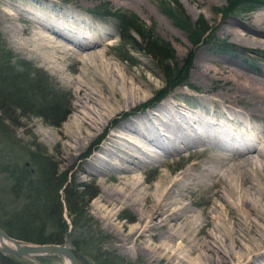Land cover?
Masks as SVG:
<instances>
[{
  "label": "bare ground",
  "instance_id": "6f19581e",
  "mask_svg": "<svg viewBox=\"0 0 264 264\" xmlns=\"http://www.w3.org/2000/svg\"><path fill=\"white\" fill-rule=\"evenodd\" d=\"M21 12L18 11L25 18ZM37 17L36 26L27 24V28L36 35L32 39L36 52H40L37 42L50 41L47 32L54 31L77 49L68 54L69 51L59 47L61 43L50 46L53 52L61 50L60 55H54L52 51L51 54H44L45 59L49 58L57 70L60 69L56 64L59 59L71 58L72 63L77 64L84 57L99 59L102 56L99 49L91 47L98 43V37L95 39L89 36L88 26L84 27L88 33L82 35L75 31L68 32L70 29L60 26L58 22H50L52 20L49 18L48 21L46 16ZM252 21L253 26H244L248 30L243 35L264 43V14H258ZM224 23L225 28L221 26L223 33L227 31L233 34L237 31L234 28L237 23L234 21ZM90 28H95L94 32L98 36L107 34L100 27ZM195 60L194 77L201 75L204 78L203 75L210 73L213 78L218 73L220 76L217 78L224 82L233 80L232 84L224 87L225 90L206 92L209 93V101L215 106V101H219L224 107L210 114L213 117L211 122L208 117H204L206 110L202 111V118L187 119L164 102L155 110L123 119L115 132L110 134V142L100 147L99 153L87 163L79 164L75 175L79 178L84 173L96 176L102 182L106 179L113 182V186L99 196L96 210L104 212L100 217L108 224L121 251L141 252L149 261L164 264H264V135L256 124L246 126L240 123L241 115L250 119L255 115V110L264 107V71H259V76L255 77L240 69L242 66L236 60L230 64L219 61L214 70L206 65L208 59L205 55L196 53ZM98 63L101 74L97 75L95 87L88 88L81 82L70 88V108L77 113L72 121L79 132L74 135L66 129L56 131L53 141L60 150L63 163H72L82 152L85 142L101 125L97 115L102 110L108 116L118 105L112 101L124 99L127 95L131 97L136 92L133 82L124 73L108 69L103 60ZM236 105L238 110L235 109ZM160 113L164 114L163 120ZM228 118L235 120V134L230 133L226 127L228 125H225ZM129 137L135 139L130 141ZM120 140L130 141L137 150L147 152L148 163L151 164L159 162V155L148 152L149 148L145 147L147 141L159 146L168 156L180 155L181 150H186L189 155L206 152V156L200 161H193L174 177L167 176L161 170L156 176V183L144 186L141 181L134 179L133 174L145 163L138 158V164L129 166V158L133 159L132 151L123 149ZM65 141L69 143L65 144ZM211 143H214L216 150L208 147L207 144ZM134 157L137 159L138 156ZM127 205L137 211L134 223L127 226L112 222L117 218V212H113L115 206L120 209ZM64 264H68L66 259Z\"/></svg>",
  "mask_w": 264,
  "mask_h": 264
},
{
  "label": "rangeland",
  "instance_id": "374dc122",
  "mask_svg": "<svg viewBox=\"0 0 264 264\" xmlns=\"http://www.w3.org/2000/svg\"><path fill=\"white\" fill-rule=\"evenodd\" d=\"M166 2H170L171 5L168 3L162 4L160 3V0H0V39L3 42V47L9 50L12 54L10 63L14 64L15 67L18 63H24V65H26L31 71L37 69L43 72V75H39L41 77L39 78L38 83L45 87L46 93L50 95V98L55 94V96L63 102L65 109V115L57 125H51L46 120L31 113H26L19 117H16L17 113H15L16 116H14V121L16 124L11 125L9 122L5 123L8 125V132L10 131L12 140H15L17 146L22 150H24L23 148L36 150V146L37 150L43 153L51 166L54 169L56 168L58 174L64 172L67 175L68 181H72L74 185L85 184L90 187V190H93V188L96 190L95 196L86 201L85 206H83L84 210H80L83 211L84 215L88 216L92 221V223L89 224L88 233L90 234L89 236L95 240V244L93 247H88L87 249L91 255L89 256L85 251L81 253L80 251L75 250L66 240L67 244L72 249L82 255L83 260H81L80 264H100V262H97L91 257L93 256L92 253H95L94 250L96 249L97 251L98 248H100L107 257L116 255L133 264L164 263L149 261L145 254L141 252H124L119 249L118 242L115 241L111 229L106 221L100 217L104 212L99 213L96 210V202L99 200V196L106 193V189L112 187L113 182L109 179L102 182L96 176L84 173L80 174L82 177L78 178L75 175L78 165L87 163L90 158L99 153L100 147L106 146L110 142V134L115 132L123 119L127 117L132 118L134 115H142L148 110H155L156 107L164 102L170 104L175 109L174 112L179 111L184 114L185 116L182 118L187 117V119H196V117L202 118V111L206 110L207 112L204 117H208L211 122L213 117L210 114L216 113L217 110L223 109L224 107L219 101H215V103L217 102V106H215L213 102L208 100L207 94L209 93L206 92L225 90L224 87L233 82H231L232 79L224 82L221 78H217L220 76L218 73L215 74V77L213 78L210 77V73L206 76L203 75L204 78H202L201 75L194 77V70L196 69V64H194V61H196V53L206 56L208 61L205 63L212 70L218 67L217 62L219 61L222 62L223 60L224 63L230 64L232 61L236 60L242 66L239 68L245 72L247 71L246 73L250 72L249 74L251 76L256 75L255 77H257L259 76V71H264V43L253 41L250 37L243 35V33L248 30L247 28H244V26L246 27L247 24L253 26L254 21H252V19L258 14H264L261 13L264 12V0H254L250 7L244 4H239L237 7L231 9L229 14L224 16L222 15V12L227 4L226 0H166ZM167 4L170 6H176L178 10L183 12L184 17L190 23L194 22L199 17H202L207 25L212 26L213 31L211 32V36H209V39H211L209 43L201 42L193 49L192 44L189 42L187 32L178 27L174 21L166 15L164 7ZM21 8H23V10H21ZM18 11H22L21 13L25 18L22 17ZM91 11L98 13L126 12L129 15H134L143 26L152 32L154 36L166 42L167 45L172 48L174 60L178 65L183 63L186 64L188 53L192 50L191 60L189 59L190 66L185 83L168 91L161 101L147 105V102L154 93L164 85L160 70L154 64L152 59L143 52L129 50L126 46L122 45L116 29L117 19L115 17L112 15H95L91 13ZM37 16H46L47 20L48 18L52 20L48 21L58 22L57 24L60 26H65L70 29L67 30L68 32L75 31L82 35L85 32L88 33V29L84 31V27L88 26L90 30L89 36H92L91 38L98 37L97 39L95 38L98 40V43L91 47L96 50L99 49L98 52L103 57L101 56L99 59H85L84 57L83 59H80L77 64L72 63L71 58L65 60L59 59V62L56 64L60 69L57 70L56 66L52 65L48 60L49 58L45 59L44 57V54H51L50 52L54 51L50 46H58L59 43H61L59 47L69 51L67 52L68 54L71 52L74 53V50L77 49L71 42L63 39L57 32L55 34L54 31L47 32L48 39H51L52 41L40 40L37 42L41 53L38 50L39 53L36 52V47L34 43L32 44V39L34 40L36 35H33V32L29 30L30 28H27V24H29V26H36L37 19L39 18ZM25 20L28 21V23ZM225 21H234L237 23L234 24V28L237 31H234L233 34L227 31L226 33H223L222 28H225ZM90 27H100L103 31H107V34H105V36H98L94 32L95 28ZM17 31L20 32L18 33ZM262 39L264 40V37H262ZM96 40H92V42ZM220 44H229L231 46H227L228 49L225 50ZM91 47L89 46V48ZM60 51L58 53L53 52L52 54L60 55ZM36 53L38 55H36ZM89 59L90 61L88 62L87 60ZM106 59L107 63L105 62ZM100 60H103L104 63H106L108 69H115L124 73L130 81L133 82L132 84L136 88V92H134V95L131 97L130 95H127L124 99H117L115 102L112 101V103H118V105L114 110L112 109L109 114L106 113L108 116H105V111L102 110L100 114L97 115V121L101 123V125H99L100 127H98L96 132L91 135L89 140L85 142L82 152L75 157L72 163H63L60 159V150L53 141L56 131L66 129L69 133H73L74 135H77L79 132L75 123L72 121L77 113L73 112L70 108V88L76 87V85L78 86L81 82L82 85L88 88L95 87V80L101 74V69L99 68L98 63ZM19 68L21 67L17 65V69ZM108 104H111V102ZM238 106L240 107L241 104L239 103ZM238 106H235L236 110L239 109ZM95 108L97 109V106H95ZM129 110L131 111L128 113L125 112ZM122 112H125L123 116L121 115ZM253 113L255 115L251 116L250 119L245 115H241L240 123H244L246 126H254L256 124L255 126L259 127L262 135H264V129H262L264 128V107L255 110ZM227 115L228 114H226V116ZM159 116L162 117L161 119L163 120L164 114L160 113ZM226 116L225 120L227 119ZM233 121L235 120L228 118L225 125H228L226 127L230 133L235 134ZM156 125L159 126L160 124L156 123ZM129 139L132 141L135 138L129 137ZM130 141L120 140V143L123 149L132 151L131 156L133 159L131 157L129 158V166L138 164V158L145 163L144 166H141L136 170L137 173L134 172L133 174V177L135 176L134 179L139 182L141 181L144 186H146V184L149 185L156 183V176L161 170L164 171L167 176L174 177L178 172L194 163L195 160L200 161L206 156V152L189 155L186 150H181L180 155L168 156L163 153L159 146H155L147 141L145 147L149 148L148 152L159 155V160H157L159 162L151 164L148 163V153L137 150L136 146ZM66 143L69 142L65 141V144ZM148 144H151V146L148 147ZM207 145L210 149L214 148L213 150H216L214 143ZM179 146H181V144H179ZM118 153L122 155L121 152L118 151ZM133 154L136 155V157L138 156L137 159H135ZM25 164L27 165L28 162H25ZM127 206L120 209L115 206L113 209L114 211H112L114 213L117 212V218L112 220V222H115L116 224L123 223L127 226L134 223L137 211L133 206ZM118 215L121 216L118 217ZM70 218L71 216L66 213L65 209H63L62 219L64 222L69 224ZM69 227L70 225H68V228ZM15 259L21 264H34L27 258L18 257ZM37 259L41 264H64V259L55 255H44L37 257Z\"/></svg>",
  "mask_w": 264,
  "mask_h": 264
},
{
  "label": "trees",
  "instance_id": "16d2710c",
  "mask_svg": "<svg viewBox=\"0 0 264 264\" xmlns=\"http://www.w3.org/2000/svg\"><path fill=\"white\" fill-rule=\"evenodd\" d=\"M253 1L226 0L222 15L229 14L239 4L250 7ZM160 3L171 5L166 0H160ZM168 4L164 7L166 15L187 32L193 49L201 42L209 43L212 26L207 25L202 17L190 23L183 12ZM91 13L115 17L122 45L129 50L143 52L160 70L164 85L147 105L159 102L168 91L185 83L192 50L188 53L186 64L178 65L172 48L154 36L134 15L126 12ZM2 43L0 39V228L8 236L28 243L61 244L67 240L75 250L85 251L90 256L87 249L95 244L88 233L92 221L80 210H84L83 206L95 196L96 190H90L85 184L74 185L64 172L58 174L36 146V150H22L12 140L5 124H16L15 113L16 117L31 113L51 125H57L65 115L63 102L55 94L50 98L45 87L38 83L43 72L37 69L31 71L24 63L17 64L21 67L19 69L11 64L12 54ZM220 45L225 50L231 46ZM63 209L71 216L69 224L62 219ZM94 252L91 257L100 264H133L116 255L107 257L100 248ZM0 264L21 263L14 257L0 254Z\"/></svg>",
  "mask_w": 264,
  "mask_h": 264
},
{
  "label": "water",
  "instance_id": "95a60500",
  "mask_svg": "<svg viewBox=\"0 0 264 264\" xmlns=\"http://www.w3.org/2000/svg\"><path fill=\"white\" fill-rule=\"evenodd\" d=\"M0 254L3 256L23 257L34 264H41L37 257L44 255L60 256L68 261V264H80L82 255L73 250L67 242L53 243H28L8 236L0 228Z\"/></svg>",
  "mask_w": 264,
  "mask_h": 264
}]
</instances>
